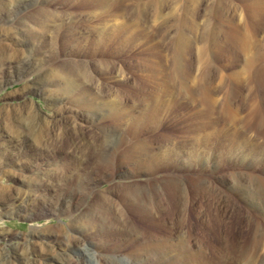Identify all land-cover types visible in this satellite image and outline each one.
I'll use <instances>...</instances> for the list:
<instances>
[{
    "label": "rangeland",
    "instance_id": "rangeland-1",
    "mask_svg": "<svg viewBox=\"0 0 264 264\" xmlns=\"http://www.w3.org/2000/svg\"><path fill=\"white\" fill-rule=\"evenodd\" d=\"M164 1L155 17L153 0H0V264L134 262L145 241L116 218L160 235L180 198L207 244L243 246L250 217L264 227L236 181L264 178L249 117L253 96L264 114V81L251 96L236 81L264 64V0Z\"/></svg>",
    "mask_w": 264,
    "mask_h": 264
},
{
    "label": "bare ground",
    "instance_id": "bare-ground-1",
    "mask_svg": "<svg viewBox=\"0 0 264 264\" xmlns=\"http://www.w3.org/2000/svg\"><path fill=\"white\" fill-rule=\"evenodd\" d=\"M163 1L164 0H153L154 4L153 3L152 4L155 5L154 7L156 8L155 12L157 15L155 17L159 16V12H160L159 9L165 2ZM191 1L193 3V1H196V0H191ZM187 46H188L187 42L184 41L181 37L180 42L178 43V47L176 49L177 54H178L177 58L181 59L180 57H182L185 54V50ZM252 53H255V52H252ZM263 58H264V55H263ZM176 61L178 62L179 60H176ZM244 67L246 68V74L242 73V75L238 76L236 81H237V84L239 85L238 86L239 89H241L245 83L247 86L246 90L251 96V94L253 95L255 92V88L253 85L254 81L256 82L257 79H258V82L264 81L262 80L264 79V64L263 63L260 64L258 60L251 58L246 62ZM250 68L252 70L251 71L252 76L248 75ZM174 76H175V73H174ZM235 86H237L236 83H235ZM259 98L261 99V97ZM259 98L256 96L255 97L253 96L252 100L254 99L253 100L254 102L250 103L251 113L249 117L252 120V122L255 121L256 128L264 127V114L263 112L259 111L261 107V103H260L261 101ZM237 178H238L236 180L237 181V192L241 193V191H243V189L246 188L250 195V202H257L264 206V178H258L254 175V177L248 178L249 183L247 182L244 183V180H242L244 179L243 175L242 176L239 175ZM176 191L178 193V196H180L179 189H177ZM149 196L152 197V195H148V201L145 199V203H147L146 207H142L141 204L144 203L143 201L144 197L140 196L139 194L135 195V199L133 202L138 204L137 205L138 209H142L141 210L142 214L148 212V209H150V210H155V212L160 215L159 213L160 208H161L160 205L153 203L151 201L153 197L151 198ZM181 199L182 198L177 199V200L175 199L176 200L175 204H172L171 202L169 203L166 202L167 205H170V207H172V211H171L172 213H170V215L171 214L172 215L169 219H167V221L170 223V226L172 227H169V231L166 228V232H162V234L160 235H158V233L157 234L150 233L149 235L146 236L144 232L142 231L140 232V230L135 229L136 227L134 226H132L133 228H129L130 224L127 222V220L122 219L123 222L121 221V224H120L119 222H117L118 218H116L117 221L115 224L117 225V227L121 228L122 231H125L127 229L129 232L130 231L133 232L132 234H135L137 239H142L145 241L144 246H147V247L142 248L137 253L138 255L135 258L134 262L132 258H117V256H111V255L108 256L106 262L108 264H139L140 261L142 262V258L146 256L147 253H153L158 256L156 264H162L164 263L163 261L167 262V260L169 263L172 259L174 260L173 264H210L211 259H212V256L210 255V253H212L213 255L217 257L218 264H225L226 259L227 261L228 260L234 261L233 264H264V227L261 226V223L258 222L256 219L250 217L252 216L251 214L249 215L247 213V215L250 218L247 222L249 224L248 225L246 224L247 229L249 230H247L246 232H249V235L247 233L246 235L247 238H245L246 240L243 246L239 247L238 245L230 244L229 242H226L227 239L220 232H219L220 233L219 234L220 235L219 244L217 245H215L214 243L207 244L203 236V232L206 226H205L204 217L202 216V211L200 210V208L198 209L194 208V206L190 203L184 204ZM221 207H222V203L220 204V209ZM226 212L227 211L218 212L220 213L219 216L218 214H216L215 220L216 221L219 220L218 221L219 224H221L222 222V218L224 215L223 213H226ZM192 216L194 217L195 221H193V223L190 224ZM262 218L264 219V210H263ZM263 219H262V223L264 222ZM196 229L199 232V234L197 233ZM155 236L158 240L156 241V243H151V239H148V238L153 239ZM127 237L128 236L124 235L123 238L127 239ZM191 240L195 242L196 244L195 247L191 245V242H190ZM95 254L96 253L92 252L91 249L86 246L81 253V257H85V259H87L88 261H92ZM139 256H140V260H137ZM235 260H237L238 263H235L236 262Z\"/></svg>",
    "mask_w": 264,
    "mask_h": 264
}]
</instances>
